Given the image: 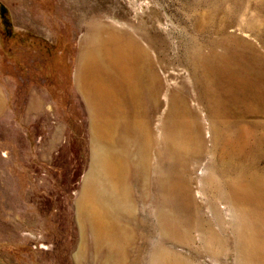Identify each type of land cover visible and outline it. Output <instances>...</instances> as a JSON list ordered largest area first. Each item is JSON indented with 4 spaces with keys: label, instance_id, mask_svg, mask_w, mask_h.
Here are the masks:
<instances>
[{
    "label": "rangeland",
    "instance_id": "obj_1",
    "mask_svg": "<svg viewBox=\"0 0 264 264\" xmlns=\"http://www.w3.org/2000/svg\"><path fill=\"white\" fill-rule=\"evenodd\" d=\"M0 4V264H264V0Z\"/></svg>",
    "mask_w": 264,
    "mask_h": 264
},
{
    "label": "bare ground",
    "instance_id": "obj_2",
    "mask_svg": "<svg viewBox=\"0 0 264 264\" xmlns=\"http://www.w3.org/2000/svg\"><path fill=\"white\" fill-rule=\"evenodd\" d=\"M104 32L106 33L105 34L106 37L105 38H102V40L100 42H98V44L100 46L99 47V49H100L99 51H100L101 55H103V57H105L107 61L106 62L104 61L103 64H102V66H96V67H93V68H90V69H87V70L83 68L82 69V75H81L80 78L83 79V80H89V79L91 80L92 79V76H94L95 78H99V80H98L99 84L101 83V85L104 86V87H105V83H108L110 89H109L108 93L106 92V96L109 97V99L111 101V104L114 105V108L117 109V110H119V102H120V100L121 99L124 100L127 97L126 94H125V87L128 86V84L130 83V81H129V75H130V73L132 71V64H133L134 58H133V54L132 53H131L132 55L129 54L121 46V44L119 43L120 37L116 33H113L112 31H108V30L107 31H104ZM145 64H147V63L145 62ZM89 75H91V76H89ZM82 76L83 77H86V78L84 79V78H82ZM129 97L132 98V94H130ZM141 99H142V95H141ZM132 109H133V107H132ZM132 113H133V110H132ZM143 114H145V116L147 117L146 124H147V128H148L149 127V121H150L151 116H150V114H149L148 111H145V112L143 111ZM114 178H115V176H114ZM96 190H98V189H96ZM85 193H86V191H85ZM97 199H99V198H97ZM93 201H94V199H93ZM81 204H82V202H81ZM95 205H96V203H95ZM97 207H99V206L97 205ZM78 210H79V207H78ZM83 213H84V211H83ZM89 213L91 214V212H89ZM94 216H96V215H94ZM100 216H102V215H100ZM90 217L91 216H89V218ZM82 218H83V216H82ZM86 222H88V221H86ZM93 223H95V221ZM101 227H102V225L100 226V228ZM103 227H104V225H103Z\"/></svg>",
    "mask_w": 264,
    "mask_h": 264
},
{
    "label": "crops",
    "instance_id": "obj_3",
    "mask_svg": "<svg viewBox=\"0 0 264 264\" xmlns=\"http://www.w3.org/2000/svg\"><path fill=\"white\" fill-rule=\"evenodd\" d=\"M1 2H3L6 6H8V8L10 9V3H12V0H0ZM27 106V105H26ZM31 106H33V104L29 103L28 106H27V110H26V118L27 116L30 115V109H31ZM33 111V110H31ZM6 114V102H5V99L3 97V94L0 90V117H3L4 115ZM25 115V114H24ZM25 118V119H26ZM28 120V119H27ZM59 133V135L57 134ZM57 133H56V137L58 135V137L62 138L63 134H60V133H63V128L62 126H59L58 127V130H57Z\"/></svg>",
    "mask_w": 264,
    "mask_h": 264
},
{
    "label": "trees",
    "instance_id": "obj_4",
    "mask_svg": "<svg viewBox=\"0 0 264 264\" xmlns=\"http://www.w3.org/2000/svg\"><path fill=\"white\" fill-rule=\"evenodd\" d=\"M0 15L4 19V22H8V13L3 5L0 4Z\"/></svg>",
    "mask_w": 264,
    "mask_h": 264
}]
</instances>
